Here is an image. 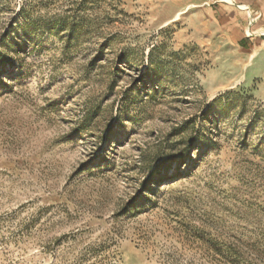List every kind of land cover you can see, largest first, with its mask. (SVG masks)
I'll list each match as a JSON object with an SVG mask.
<instances>
[{
    "label": "rangeland",
    "instance_id": "obj_1",
    "mask_svg": "<svg viewBox=\"0 0 264 264\" xmlns=\"http://www.w3.org/2000/svg\"><path fill=\"white\" fill-rule=\"evenodd\" d=\"M221 0H0V264H264V69Z\"/></svg>",
    "mask_w": 264,
    "mask_h": 264
},
{
    "label": "crops",
    "instance_id": "obj_2",
    "mask_svg": "<svg viewBox=\"0 0 264 264\" xmlns=\"http://www.w3.org/2000/svg\"><path fill=\"white\" fill-rule=\"evenodd\" d=\"M210 11L221 15L216 28L241 76L264 69V0H221Z\"/></svg>",
    "mask_w": 264,
    "mask_h": 264
}]
</instances>
